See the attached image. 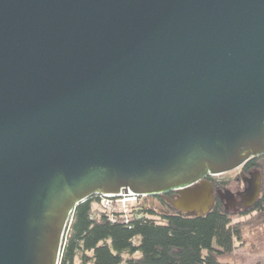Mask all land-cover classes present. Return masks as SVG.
I'll use <instances>...</instances> for the list:
<instances>
[{"label": "water", "instance_id": "1", "mask_svg": "<svg viewBox=\"0 0 264 264\" xmlns=\"http://www.w3.org/2000/svg\"><path fill=\"white\" fill-rule=\"evenodd\" d=\"M260 155L264 0H0V264H57L97 194L234 210L205 177Z\"/></svg>", "mask_w": 264, "mask_h": 264}, {"label": "trees", "instance_id": "2", "mask_svg": "<svg viewBox=\"0 0 264 264\" xmlns=\"http://www.w3.org/2000/svg\"><path fill=\"white\" fill-rule=\"evenodd\" d=\"M253 168L260 174V193L253 205L233 211L225 210L215 194L209 212L186 215L156 194L168 212L132 206L128 222L119 214L112 221L98 198L90 196L74 208L58 264H238L221 258L245 243L246 232L253 231V244L264 248V155L241 167ZM208 181L214 189L228 183Z\"/></svg>", "mask_w": 264, "mask_h": 264}, {"label": "rangeland", "instance_id": "3", "mask_svg": "<svg viewBox=\"0 0 264 264\" xmlns=\"http://www.w3.org/2000/svg\"><path fill=\"white\" fill-rule=\"evenodd\" d=\"M239 168L231 170V172L222 173L220 175L213 176L217 180L223 179L226 180L228 178L234 177L237 173ZM143 205V207H149L153 208L157 212H168L169 207L162 204V202L159 200L158 197L153 196H146L143 197L140 201ZM237 208V207H236ZM238 209V208H237ZM235 210V209H234ZM233 211V210H232ZM189 215H192L193 213L188 212ZM187 214V215H188ZM235 219H237V216H234ZM254 233L253 231L246 232V240L245 243L242 245H238L235 247L233 253L231 255H225L221 258L222 261H236L238 264H264V248L261 245L253 244V242H256L254 239ZM256 247L258 250L256 251Z\"/></svg>", "mask_w": 264, "mask_h": 264}, {"label": "built area", "instance_id": "4", "mask_svg": "<svg viewBox=\"0 0 264 264\" xmlns=\"http://www.w3.org/2000/svg\"><path fill=\"white\" fill-rule=\"evenodd\" d=\"M93 196L98 198V205L101 207V209H104L105 211L108 212L109 220L114 221L116 218V214H119L121 217H123L124 221L128 222V216H129V212L131 211V207L132 206L142 207L143 205L140 201L143 197H146L148 195H145V194L138 195L134 192H126V193L121 192V193H116V194L114 193L97 194ZM70 220L71 218L68 219L65 232L67 231V228L71 222Z\"/></svg>", "mask_w": 264, "mask_h": 264}, {"label": "flooded vegetation", "instance_id": "5", "mask_svg": "<svg viewBox=\"0 0 264 264\" xmlns=\"http://www.w3.org/2000/svg\"><path fill=\"white\" fill-rule=\"evenodd\" d=\"M255 157H257V156H253V158H255ZM253 158H250L249 160H253ZM241 167L242 166L238 167L239 168L238 173L234 177L226 179V181H228V183L226 185L222 184L221 188H220V189L227 188L231 193L235 194L237 204L234 206V209H237L239 207H243L242 203H241V199L239 198L237 193L243 192L245 189L250 188L254 184V182L256 181L255 179L254 180L250 179L247 176H249L250 173H253L257 169L253 168V169H246L245 170V169H241ZM205 179L211 180V179H216V178H214L212 175H207L205 177ZM162 195H164L167 198V200L169 198H174V197H176V190L167 191ZM222 203H224V201H222ZM232 208L233 207H229V209L233 210Z\"/></svg>", "mask_w": 264, "mask_h": 264}, {"label": "bare ground", "instance_id": "6", "mask_svg": "<svg viewBox=\"0 0 264 264\" xmlns=\"http://www.w3.org/2000/svg\"><path fill=\"white\" fill-rule=\"evenodd\" d=\"M72 216V215H71ZM71 216L69 217V218H71ZM64 232H65V230H64ZM64 236H65V233H64ZM64 238V237H63ZM62 248V247H61Z\"/></svg>", "mask_w": 264, "mask_h": 264}]
</instances>
